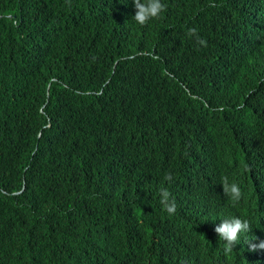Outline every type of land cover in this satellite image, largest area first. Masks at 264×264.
Here are the masks:
<instances>
[{
  "label": "trees",
  "instance_id": "1",
  "mask_svg": "<svg viewBox=\"0 0 264 264\" xmlns=\"http://www.w3.org/2000/svg\"><path fill=\"white\" fill-rule=\"evenodd\" d=\"M162 3L0 0V264H260L203 240L223 177L260 224L264 0Z\"/></svg>",
  "mask_w": 264,
  "mask_h": 264
},
{
  "label": "clouds",
  "instance_id": "2",
  "mask_svg": "<svg viewBox=\"0 0 264 264\" xmlns=\"http://www.w3.org/2000/svg\"><path fill=\"white\" fill-rule=\"evenodd\" d=\"M133 5L134 15L131 19L141 26L146 25L150 20L158 18L166 11V5L162 3V0H133ZM186 35L189 37L195 36L196 42L200 46L207 47V41L198 36L195 28H189ZM172 179L171 173L165 174V181L171 182ZM221 186L224 196L228 199L218 196L212 189L211 194L213 200L220 205V207L233 210L235 215L224 217L217 221L212 227V235L203 241L221 245L224 243V252L225 254H229L236 248L243 234L251 232L254 227H261L264 230V205L259 211L260 224L256 222L251 223L242 215L241 211L243 209L241 205L237 203L242 198L240 186L235 182L229 183L227 177L222 178ZM159 197L162 209L169 215L174 214L176 211L175 200L171 198V193L167 187H161L159 189ZM248 250L253 256L261 259L260 264H264V235H258L253 241L248 242ZM207 264L234 263L225 256Z\"/></svg>",
  "mask_w": 264,
  "mask_h": 264
},
{
  "label": "bare ground",
  "instance_id": "3",
  "mask_svg": "<svg viewBox=\"0 0 264 264\" xmlns=\"http://www.w3.org/2000/svg\"><path fill=\"white\" fill-rule=\"evenodd\" d=\"M243 206V205H242Z\"/></svg>",
  "mask_w": 264,
  "mask_h": 264
}]
</instances>
